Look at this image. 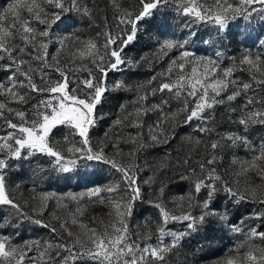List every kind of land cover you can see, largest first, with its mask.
<instances>
[{"label": "snow or ice", "instance_id": "6c2138e0", "mask_svg": "<svg viewBox=\"0 0 264 264\" xmlns=\"http://www.w3.org/2000/svg\"><path fill=\"white\" fill-rule=\"evenodd\" d=\"M172 257L264 264V0H6L0 264Z\"/></svg>", "mask_w": 264, "mask_h": 264}, {"label": "rangeland", "instance_id": "374dc122", "mask_svg": "<svg viewBox=\"0 0 264 264\" xmlns=\"http://www.w3.org/2000/svg\"><path fill=\"white\" fill-rule=\"evenodd\" d=\"M6 0H0V5H4ZM155 28V25L153 26ZM148 45H145L147 48ZM203 47V46H201ZM237 47L234 46L232 48L233 53H237ZM253 51H256V49H253ZM139 53H133V55H138ZM211 54V53H209ZM148 72L147 70H141V75H147ZM157 152L160 150L157 149ZM175 154V152H174ZM241 158H245L243 154H241ZM231 159V158H229ZM30 175V173L27 170V166H25V169L20 170V169H14L13 173L11 174V181L13 187L15 186L16 183L21 184V189L26 190L31 187V181L27 178ZM184 188L183 183H174L171 185V192L173 195L177 194V192L181 189ZM38 190L40 191H50V192H56L59 195H64L67 192H79L85 190L83 185L77 184L76 180H72L68 182L67 184L64 182L63 178L60 176H57V174H51L49 178L45 179L42 183L39 184ZM27 191H25V195H27ZM105 210L100 208V207H95L94 209H90V214H102ZM154 210L150 208H141L140 211L137 213L136 220L139 222H142L141 219V213L143 214V217L146 218L148 215H151ZM246 213L244 212V215ZM46 230L43 229H36L34 232L33 231H28L26 234V238L29 239H39L41 234H45ZM235 239L232 237H227L223 240L222 243H217L215 245V251L217 253L216 256L211 257V260L216 259L219 255H223L224 252L227 250V248L232 244L235 243ZM198 255H204L203 253L198 254ZM191 259V257H190ZM172 264H183V257H172ZM211 260H205L202 261L201 264H211Z\"/></svg>", "mask_w": 264, "mask_h": 264}, {"label": "trees", "instance_id": "16d2710c", "mask_svg": "<svg viewBox=\"0 0 264 264\" xmlns=\"http://www.w3.org/2000/svg\"><path fill=\"white\" fill-rule=\"evenodd\" d=\"M101 2H103V0H101ZM116 103V101H113V104H115ZM244 208L242 207L241 208V211H240V213H239V215H241V216H243L244 215ZM224 240V239H223ZM223 240H218V242L217 243H222L223 242Z\"/></svg>", "mask_w": 264, "mask_h": 264}]
</instances>
